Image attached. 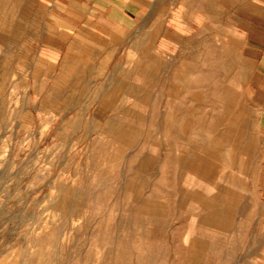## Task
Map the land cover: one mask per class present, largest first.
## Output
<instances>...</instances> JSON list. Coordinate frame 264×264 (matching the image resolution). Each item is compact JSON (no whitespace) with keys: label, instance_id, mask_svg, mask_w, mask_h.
Instances as JSON below:
<instances>
[{"label":"rangeland","instance_id":"1","mask_svg":"<svg viewBox=\"0 0 264 264\" xmlns=\"http://www.w3.org/2000/svg\"><path fill=\"white\" fill-rule=\"evenodd\" d=\"M227 10L0 0V264H264L257 72Z\"/></svg>","mask_w":264,"mask_h":264},{"label":"crops","instance_id":"2","mask_svg":"<svg viewBox=\"0 0 264 264\" xmlns=\"http://www.w3.org/2000/svg\"><path fill=\"white\" fill-rule=\"evenodd\" d=\"M64 4L78 7H93L97 5L109 7L114 2L125 0H58ZM216 1V0H215ZM218 9H228L231 18L233 9L247 8V28L244 40L247 49L253 54L257 79L252 83L253 103L258 110V125L264 136V0H217ZM220 11V10H219ZM223 13V12H222ZM225 13V12H224ZM235 16V15H234ZM232 22L231 19L228 20Z\"/></svg>","mask_w":264,"mask_h":264}]
</instances>
